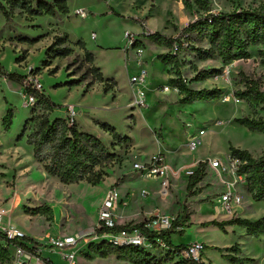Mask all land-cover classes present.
<instances>
[{
	"label": "rangeland",
	"instance_id": "374dc122",
	"mask_svg": "<svg viewBox=\"0 0 264 264\" xmlns=\"http://www.w3.org/2000/svg\"><path fill=\"white\" fill-rule=\"evenodd\" d=\"M210 1L213 12L216 13L264 9V0ZM175 2L183 13L181 18L173 16V37H178L187 25L203 16L204 12L193 0ZM128 4L125 0H68L69 12L66 16L58 18L38 15L30 20L28 17L31 15L21 7V2L0 0V6L5 7L10 17L7 19L0 11V60H4L1 62L3 70L24 76L21 74L24 73V67H21L23 70L15 67L22 54L16 53L11 45L4 47L6 40L27 45L29 43L25 39L34 40L51 31H61L63 34L55 36L49 48L56 38L66 35L69 45L77 50L68 56H55L57 51L69 47L66 41L65 44H58L49 54L36 53L28 63L29 66L25 67L26 75L29 74V67L38 69L43 94L57 105L51 112V120L66 117L67 106H74L79 130L99 138L116 155L114 161L105 169L107 175L104 176V181L96 186L88 183L86 179L74 184H63L59 178L45 171L44 165L48 161L35 159L33 163L29 162L25 155L32 154L33 146L28 143V139L34 135L38 118L43 111L36 104L25 105L28 95L20 92L19 83L1 80L0 166L3 168L1 162L6 155L9 158L10 153L5 148H18V157L26 161L8 172L0 167V207L8 211L3 225H17L27 237L38 243L43 260H48V256L55 261H51L52 264H69L63 259L66 252L48 247L47 237L58 233L76 234L95 228L98 224V208L104 202L108 191L115 186L119 187L120 197L123 199L126 198V193L131 194L125 199L129 206L118 211L129 220L124 221L125 225L137 223L138 213L142 212L143 206L144 210L153 212L154 215L163 214L175 219L174 233L171 234L174 246H187L195 242L203 244V262L206 264H264V236L256 238L238 225H226L222 229L208 224L213 221L227 222L235 218L251 221L264 218V201L253 200L246 185L240 182L236 184V178L228 164L231 157L230 147L248 150L254 157L264 156V134L251 132L235 121L245 117L264 118L262 105H250L236 96L237 91L245 89L247 79L257 81L260 90L264 92V63L260 55L264 45L252 46L248 59L225 63L214 56L201 60L191 47L205 49L210 44L192 33L184 40V49L178 54V62L165 64L159 57L162 52L151 45L138 55L140 43L136 42L134 46L129 43L126 33L133 34L137 39L139 34L136 32L142 22L137 21L134 14H125ZM80 9L87 12L86 19L76 15ZM144 39L147 43L152 41L148 34ZM78 42L94 52L95 64L102 69L106 78L110 76L109 79L116 82L113 89L104 92L102 86H97L86 91L82 85H69V77L65 71L54 74L58 67L45 69L50 63L45 61L56 57L59 61L58 57L63 60L68 57L66 70L70 75H75L74 79L85 83L93 81L95 73L91 69L94 65ZM163 50L164 54L175 55L173 49ZM42 68L44 72H41ZM142 69L148 72L147 107L132 109L133 91L130 78L137 76ZM167 69H170L169 73L173 74V78H178L180 73V77L191 89H220L222 97L215 101L168 106V98L171 96L149 92L153 88L168 85ZM175 96L173 91V98ZM36 100L38 102V98ZM8 110H12L14 116L10 130L5 131L3 118ZM30 118L32 120L28 122ZM104 124L115 128L119 136L132 140L118 143L102 127ZM199 130H205V135L201 138L202 144L196 150H189L187 143L192 136L199 135ZM168 147L177 151L178 162L166 150ZM158 154H164L170 166L184 170L173 181L175 186L170 188L173 195H157L152 189L158 187L156 184L159 181L156 182L152 177L139 176L134 171L135 163L146 164L153 155ZM47 155V151L43 152L42 158L46 159ZM212 161H219L221 167L215 170L211 166ZM199 162L203 164L204 178L192 191H188L190 178L185 171H196L199 169ZM228 185L232 186L231 192L241 197V204L234 207L231 213L220 204L223 193L228 191ZM142 189L149 192L145 198L140 195ZM217 206L220 207L219 211ZM185 213H189V220L184 222L183 228L175 227L176 223L182 222ZM228 216L233 217L222 220ZM182 230L180 234L179 231ZM91 243H81L75 257L76 264H133L119 259L116 254L100 257L92 252ZM233 247L237 250L233 251ZM154 257L157 264L177 262L174 258L165 256L160 246L156 247ZM232 257L238 260H232Z\"/></svg>",
	"mask_w": 264,
	"mask_h": 264
},
{
	"label": "trees",
	"instance_id": "16d2710c",
	"mask_svg": "<svg viewBox=\"0 0 264 264\" xmlns=\"http://www.w3.org/2000/svg\"><path fill=\"white\" fill-rule=\"evenodd\" d=\"M21 2V7L25 9L31 16L68 14V0H53L48 2L46 0H9ZM198 8L204 12L203 16L196 18V20L187 25L178 37L164 36L158 32L149 33L148 36L153 43L159 46H164L174 49L178 43L175 55L166 54L159 57L165 64L172 61L178 62V54L183 51V40L188 39L190 34L195 33L200 38L209 42V48L191 47V50L201 60H206L214 56L222 59L223 62L248 59L250 58L249 49L252 46L264 45V9L261 11L251 10H234L222 11L219 13L213 12L212 3L210 0H193ZM36 4L33 7V4ZM0 10L4 16L9 19V15L5 7L0 6ZM144 28V26H143ZM146 30V29H144ZM68 37H58L49 48L51 53L58 44H65ZM137 42V41H136ZM91 63H93V56L84 48L82 43L78 44ZM55 56H68L71 48H65L57 51ZM262 62L264 63V50L260 51ZM53 57V56H52ZM48 62V61H47ZM95 73V78L88 84V88L93 82L104 84V92H108L115 85V81L106 80L101 70L93 66L91 69ZM33 72L38 73V69ZM179 73V72H178ZM0 77L15 81L25 88L27 94H33L38 98V105L43 113L39 116L36 131L32 137L28 139V143L33 146V154L37 161H48L44 165L45 171L57 178L63 184H74L86 179L88 183L96 186L104 181L105 169L116 158L115 153L110 152L103 142L88 133L78 130L77 123L72 126L67 124L65 118H56L51 120V112L57 107L51 102L49 98L43 93L36 92L32 88L26 86L27 75L10 74L0 67ZM77 81H71L68 84L74 85ZM173 87L178 88L182 94L179 104H191L196 101H215L222 97L220 89H202L193 90L180 77L170 80ZM236 96L240 99L246 100L250 105H262L264 108V92L260 90V85L257 81L247 79L245 81V89L236 92ZM13 111L8 110L3 118V125L5 131H9L13 122ZM32 119L30 118L28 122ZM237 124L247 128L251 132H259L264 134V118H239L235 120ZM27 122V124H28ZM102 127L110 132L117 142H129V137H121L116 133L115 128L104 124ZM47 151V158H42L43 152ZM231 157L241 161L239 167V174L245 177V185L247 192L251 195L253 200L260 202L264 201V156L254 157L248 150H241L235 147H230ZM203 164L199 162V169H197L193 176L190 177L187 190L192 191L194 187L204 178ZM99 169V171H96ZM96 176L94 179L91 177ZM186 212V211H185ZM189 213H185L182 222L176 223L175 227L183 228L186 221L189 220ZM209 225L218 226L222 229L226 225H238L244 228L249 235L256 238L264 236V218L260 220L251 221L248 219L235 218L227 222H210ZM143 224H128L118 225L117 231H133L134 229H142ZM182 231H179L182 234ZM173 230L158 234L156 232L145 231V234L151 238L162 239L169 247L168 250L162 249L165 256H169L177 260L174 264H206L205 262L194 263L189 259L181 256V252L186 246H174L171 242V234ZM27 242H33L35 246H39L31 238L26 237ZM17 242L7 239L5 233L0 230V264H12L14 260V245ZM24 247L30 248L26 243H19ZM92 252L100 257H108L116 254L119 259L127 260L133 264H157L155 262V252L139 248H115L104 241L92 242L90 245ZM233 251L237 248L233 247ZM232 260H238L232 257ZM48 264L51 261L45 260Z\"/></svg>",
	"mask_w": 264,
	"mask_h": 264
},
{
	"label": "built area",
	"instance_id": "2783aa9c",
	"mask_svg": "<svg viewBox=\"0 0 264 264\" xmlns=\"http://www.w3.org/2000/svg\"><path fill=\"white\" fill-rule=\"evenodd\" d=\"M76 15L81 19L87 18V12L85 10H78ZM126 38L129 43L134 46L136 44V37L131 33H126ZM184 44V40L182 41ZM178 43L174 47L176 53ZM137 54H142V50L138 49ZM34 68L29 67V74L27 76L26 86L32 88L36 92L43 93V87L40 82V78L36 72H33ZM148 72L142 69L137 76L130 78V85L133 91L132 109L145 108L146 103V81ZM28 95L26 98V106H34L37 103L36 96L33 94ZM77 112L74 107L67 109V124L72 126L76 122ZM205 135V130H199L198 136H192L187 147L189 150H196L201 144V138ZM229 167L232 174L236 178V184L239 182L245 185V177L239 174V167L241 161L230 157L228 160ZM212 168L215 170L221 167L219 161H212ZM225 170V168H224ZM134 171L138 172L142 177H152L156 181H159L161 187V193L167 195L171 188V178L177 176L184 170H174L169 164H167L166 158L162 154L153 155L150 161L146 164L135 163ZM195 173V170H186L185 174L190 178ZM228 191L223 193L220 204L227 212L231 213L234 207L241 204V197L236 193L231 192L232 186L228 185ZM149 195L145 189L141 190V197L145 198ZM120 205V193L117 187H112L98 210V224L95 228H92L86 232H79L72 235H60L54 234L47 237V245L54 250H61L66 252L63 255V259L69 264H76L75 257L82 242H100L104 241L115 248H139L148 251H156V247L168 250L169 247L166 243L159 238L154 240L149 238L145 231L156 232L161 234L173 230V224L175 219L163 214H156L148 217L143 222L142 229H134L133 231H117L116 227L119 225L117 221L116 210ZM217 211L220 207L217 206ZM8 211L0 207V230L5 233L6 237L10 241L17 242L14 245V260L12 264H48L41 257L40 246H35L33 242H27L25 239L27 235L17 225L9 224L3 225V219ZM92 237V238H91ZM89 238V239H87ZM19 243H26L30 248L24 247ZM203 250L204 245L198 242L189 244L181 252V256L189 259L194 263L203 262Z\"/></svg>",
	"mask_w": 264,
	"mask_h": 264
},
{
	"label": "crops",
	"instance_id": "0c3cea01",
	"mask_svg": "<svg viewBox=\"0 0 264 264\" xmlns=\"http://www.w3.org/2000/svg\"><path fill=\"white\" fill-rule=\"evenodd\" d=\"M125 3H127V4L129 3L128 4L129 5V8H126V13L125 14L127 16H130V15H133L134 14V16H136V18L138 19L137 21L140 20L142 22V26L139 24L140 25V28L136 32V33L139 34V36L137 37L136 40H137V43L139 42L140 45H141L140 49L142 50V53L144 52V50L147 49V47L149 45H151L155 49L159 50V52H162V53H160V55H166V54H164V50L163 49H167V47L156 45L152 41H148V43H147L146 40L144 39V37L146 36V34L156 33V32H158V33H160V34H162L164 36L173 37V16H175L177 18H181V16L183 15V13L179 9V6L176 4L175 0H125ZM67 5H68V3H67ZM35 6H36V4L34 3L33 4V7H35ZM68 9H69V7H68ZM1 14H2V12H0V15ZM66 15L65 14H57L56 17L62 18L64 16H66ZM28 18L30 20H34L35 16H30ZM143 26H144V28H143ZM144 29H146V30H144ZM144 32L146 34H144ZM62 34L63 33L61 31H51L50 33H47L46 35H44V36H42V37H40L38 39H34V40L25 39L26 40V43H29L27 45H25V43L24 44H17L13 40H9V41L6 40L7 43L6 44L4 43V47L7 44L8 45H11V47L15 50L16 53L22 54V57L18 59V64L15 67L18 66V68L20 70H23V69H21V67L22 68L24 67V73L21 72V74H24V76H26V72H25L26 68L25 67H26V65L29 66L28 63L32 59L33 55H35L36 53H48L49 54L48 49H49V46H50L51 42L54 40V37L57 36V35H62ZM93 37H94V39H96V34H94ZM79 43H82V42H78V44ZM67 44H68L69 48L72 49V51L77 50L75 47L73 48V47H71L69 45V38L67 40ZM83 46L93 56V65L95 67H98L95 64L96 61H95L94 52L93 51H89L85 47L84 44H83ZM126 51H129V50L126 48ZM56 58H54L52 60H48V62H50V63L48 64V66H46L45 69H53L55 67H58L59 69L54 74H56L58 72H61V71H65L66 74H67V76L69 77V82H71V81H77V83L74 84V85H82V86H84L86 88V91H88L90 89H94V87H97V86L98 87H101L102 86L104 88V84L98 83V82H93V84L88 88L87 86H88L89 82L88 83H85L84 81H78L77 79H74V76L75 75H70L69 71L66 70L67 69L66 66H67V63H68L67 62L68 57L67 58H64V60H63V58L58 57L59 58V61H57ZM1 62H4V60L3 59L0 60V67H2V63ZM45 62H47V61H45ZM143 63L144 62H142V64ZM98 68L101 70V73H102L103 77L106 80H111V79H109L110 76L109 77L107 76V78H106L104 76L103 72H102V69L100 67H98ZM169 70L170 69H167L168 74H169V76H168V78H169L168 85H165L164 87L158 88V89L157 88H153L152 90H149V92H151V91L152 92H160L162 94H166L168 96H171L170 98H168V102H167L168 106L169 105H178L179 104L178 103L179 100L183 96L179 92L178 88L173 87V85L170 83V80L173 79V74L172 73H169ZM16 71H18V70H16ZM41 72H44V69L43 68H42V71ZM1 78L2 79H0V81L2 80V82H6V81H9L10 82L11 81V80H8V79L3 78V77H1ZM9 82H8V84H12V83H9ZM19 88H20V92L25 95V93H26L25 92V88L22 85H20ZM145 90H147V87H145ZM173 91L175 92V95H176L174 98H173ZM162 104H165V103H162ZM69 107H74V106L69 105V106H67V109ZM62 118H65V117H62ZM76 123H77V121H76ZM77 126H78V123H77ZM0 128H2V126H0ZM78 130H79V127H78ZM0 136L2 137V134ZM115 143H113V145ZM5 150L6 151H9V153H10L9 154V158L6 155L5 158H4V161L1 162V164H3V168L1 166L0 167L2 169L5 168L4 169L5 171L8 172V170H10V169L17 168L19 165H21L22 162H26V161L23 160V158L18 157V151H19L18 148H16V147L8 148V149L5 148ZM166 150L173 155V158L176 160V162L179 161L178 160V156L179 155H178V153H177L176 150H174V149H172L170 147H168ZM161 153H163V152H161ZM162 155H164V154H162ZM25 159L28 160L29 162H32L33 163L35 161V157H34L33 152H32V154H29L28 156L25 155ZM181 167H183V166H181ZM172 168L174 170L183 169V168H180V167H178V168L172 167ZM175 180H176V176L171 178V186L172 187L174 185V182L173 181H175ZM156 185L158 187L157 188H153L152 191L154 193H156L157 195H163L161 193L160 183H157ZM118 189H119V187H118ZM170 194L173 195V192L169 191L168 195H170ZM125 195H126V198L125 199H127L128 195H131V194L130 193H126ZM140 195H141V192H140ZM182 195H184V194H182ZM125 199H123L122 197H120V205H119V207L116 210L117 221H118V224L119 225L120 224H124V221H129V220L125 219L124 217H122L123 213H121V214L118 213V211H119L120 208H126V207L129 206V204L125 201ZM99 208H98V210H99ZM138 214H139V216H138L139 218L136 221H137V223H141L145 219H147L148 217H151L152 215H154L155 213L144 210V208L142 206V212H139ZM232 217L233 216H228L225 219L223 218L222 220L223 221L224 220H229ZM120 219H123V220L122 221H119ZM191 219H192V216H191ZM58 234H60V233H58ZM60 235H62V234H60ZM64 235H67V234H64ZM70 235H72V234H70ZM49 255H51V253H49ZM47 258H48L49 261L55 262L52 259V257H48L47 256Z\"/></svg>",
	"mask_w": 264,
	"mask_h": 264
}]
</instances>
